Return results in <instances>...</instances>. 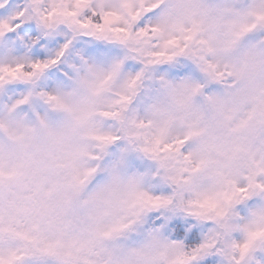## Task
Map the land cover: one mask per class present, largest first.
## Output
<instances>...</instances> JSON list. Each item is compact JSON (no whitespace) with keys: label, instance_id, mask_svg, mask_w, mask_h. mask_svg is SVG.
<instances>
[{"label":"snow or ice","instance_id":"1","mask_svg":"<svg viewBox=\"0 0 264 264\" xmlns=\"http://www.w3.org/2000/svg\"><path fill=\"white\" fill-rule=\"evenodd\" d=\"M0 264H264V0H0Z\"/></svg>","mask_w":264,"mask_h":264}]
</instances>
